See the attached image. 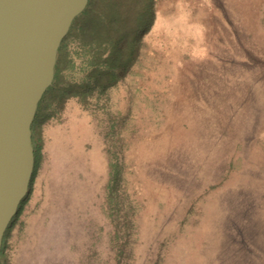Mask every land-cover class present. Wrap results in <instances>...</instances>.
I'll return each mask as SVG.
<instances>
[{"label": "rangeland", "instance_id": "obj_1", "mask_svg": "<svg viewBox=\"0 0 264 264\" xmlns=\"http://www.w3.org/2000/svg\"><path fill=\"white\" fill-rule=\"evenodd\" d=\"M153 10L124 78L35 120L4 264H264V0Z\"/></svg>", "mask_w": 264, "mask_h": 264}, {"label": "water", "instance_id": "obj_2", "mask_svg": "<svg viewBox=\"0 0 264 264\" xmlns=\"http://www.w3.org/2000/svg\"><path fill=\"white\" fill-rule=\"evenodd\" d=\"M87 2L0 0V249L29 188L38 102L53 81L59 45Z\"/></svg>", "mask_w": 264, "mask_h": 264}, {"label": "trees", "instance_id": "obj_3", "mask_svg": "<svg viewBox=\"0 0 264 264\" xmlns=\"http://www.w3.org/2000/svg\"><path fill=\"white\" fill-rule=\"evenodd\" d=\"M154 2L155 0H88L83 11L73 19L57 51L53 81L39 100L31 125L34 167L28 189L40 158V146L34 137L35 120L44 119V112L53 101L62 105L67 98L77 97L83 103L90 96L105 95L111 86L124 78L137 62L143 36L153 24ZM70 41H75L79 48L76 47L71 52L68 45ZM76 58L79 59L77 73H81L80 81L65 80L63 71L76 68ZM111 177L113 188H116L121 177L119 163H111ZM27 196L28 191L2 237L1 264H4L6 236Z\"/></svg>", "mask_w": 264, "mask_h": 264}]
</instances>
